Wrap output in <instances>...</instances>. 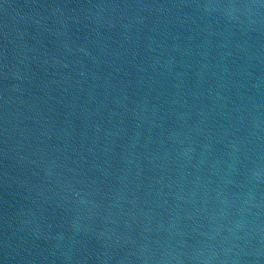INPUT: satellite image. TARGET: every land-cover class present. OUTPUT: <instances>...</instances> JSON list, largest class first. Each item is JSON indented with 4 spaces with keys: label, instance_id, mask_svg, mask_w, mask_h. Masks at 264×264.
<instances>
[{
    "label": "water",
    "instance_id": "obj_1",
    "mask_svg": "<svg viewBox=\"0 0 264 264\" xmlns=\"http://www.w3.org/2000/svg\"><path fill=\"white\" fill-rule=\"evenodd\" d=\"M0 264H264V0H0Z\"/></svg>",
    "mask_w": 264,
    "mask_h": 264
}]
</instances>
